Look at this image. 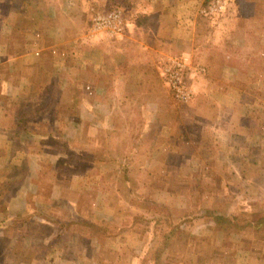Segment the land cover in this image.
<instances>
[{
  "label": "crops",
  "instance_id": "obj_1",
  "mask_svg": "<svg viewBox=\"0 0 264 264\" xmlns=\"http://www.w3.org/2000/svg\"><path fill=\"white\" fill-rule=\"evenodd\" d=\"M203 1L165 0L168 18L154 22L163 0H132L142 21L127 20L121 39L105 43L77 36L73 27L86 28L83 11L102 9L106 0H0V220L36 238L27 246L30 264L45 254L44 217L69 220L68 207L99 226L90 245L102 264H135L153 228L133 218L157 214L145 200L184 213L262 203L264 52L230 49L216 25L194 43L207 28L201 15L189 14ZM235 3L241 14L232 10L230 24L254 15L252 0ZM174 7L178 22L171 20ZM154 26H178L177 34ZM255 38L264 46V30ZM172 42L183 43L190 57L184 86L192 96L177 107L163 74ZM76 43L91 50L83 56ZM125 166L132 179L123 184ZM182 228L198 238L196 260L182 264H249L252 253L264 264V229L225 232L202 215ZM149 237L153 247L160 244L159 236ZM19 254L13 251L11 262L27 264ZM82 259L59 264H88Z\"/></svg>",
  "mask_w": 264,
  "mask_h": 264
},
{
  "label": "trees",
  "instance_id": "obj_2",
  "mask_svg": "<svg viewBox=\"0 0 264 264\" xmlns=\"http://www.w3.org/2000/svg\"><path fill=\"white\" fill-rule=\"evenodd\" d=\"M116 7L119 8L118 5H116ZM186 70L187 67L184 70V74ZM175 104L177 103L175 102ZM178 105L175 106L177 107ZM119 176L123 184L131 183L132 177L126 166L122 168L121 175ZM151 202L150 200H145L142 202V205L146 206L149 210H155L157 214H152V216L148 218L143 215H136L133 218L134 221H139L140 223L151 222L153 228L149 231L150 233L146 232L143 240L145 248L141 255L136 257L135 264L184 263L186 258H184L182 247L186 246V242L191 241L195 235L193 236L189 231L183 229L182 225L189 222L191 218L193 219L199 215L208 217L210 221L214 223V226L219 227L221 231L225 232L229 231V229H234L238 232L246 226L255 227L257 230L264 229V199H262V203H240L239 206L237 204L226 203L221 208L211 207L198 210V208L196 209L195 207L189 213L171 210L164 205L152 204ZM76 204L75 207L78 206L79 203ZM228 205H233L236 208L229 209L227 208ZM247 205H250L251 209L243 211V208H246ZM231 208L233 207L231 206ZM68 209H70L72 213L69 220L62 221L48 216L44 217V223L50 228V232L47 236L39 239L44 243L46 250L44 257L37 261L36 264H59L63 261L75 262L76 260L82 259V256L88 258L86 260L82 259L84 263L89 264L92 261H96L98 264H102L103 262L94 254L95 247L90 245L92 242V233L97 231L99 226L93 222L88 215H84L81 212L82 210L80 211L70 207H68ZM187 214L190 219L185 218ZM192 214L194 215L192 216ZM241 214H246L250 217L241 220L239 218ZM5 226L9 225L8 219L4 216V218L0 220V230H4V233L2 232L0 235V264L5 263L4 257H8L9 263H6L13 264L11 262L13 261V255H11L13 251L23 256L21 259L24 263L30 264L33 258L28 254L27 246L30 240L36 238L32 235L27 236L21 233L22 231L19 224H15L12 228H8L14 230L13 233L8 231L5 233L6 228H3ZM149 236L154 238L159 236L161 239L160 244L157 247H153L150 244L152 239ZM212 253L213 252H210V254ZM177 254L178 256L176 259ZM18 257L19 256L15 258L18 259Z\"/></svg>",
  "mask_w": 264,
  "mask_h": 264
},
{
  "label": "rangeland",
  "instance_id": "obj_3",
  "mask_svg": "<svg viewBox=\"0 0 264 264\" xmlns=\"http://www.w3.org/2000/svg\"><path fill=\"white\" fill-rule=\"evenodd\" d=\"M131 1L132 0H106L107 3L105 2L106 4L104 5V8H102V9L97 7L96 4L89 5V7L87 8V11L86 12L83 11V15H81L83 17V22H87V26H85L86 28H84L82 26L80 27L79 25H77V26H75V28L73 27V29L75 31H76V29H78V32H75V33L77 34V36H79V35L86 36L87 35V36H89V38L97 37L94 39H97L100 41H105V43H106V41H108L110 43V42H114V41L118 40L119 38L121 39L122 35L124 34V29H126L125 22L127 23V20H128V22H130L132 20L137 24V22L140 23L142 21L141 18L144 17L142 14H140L138 12L136 14H134V12H133L134 11L133 10L134 4ZM236 1H239V0H236ZM163 2L164 3H160L156 6V9H159V10L152 14V19L153 20L155 19L154 22H156L157 19H164L165 20L166 18H168V17H166V14H167L166 8H165L166 2H165V0H163ZM233 3H235L234 0H204L203 3L201 4V6L197 9H196V6H197L196 4L192 5V8H193L192 14H189V15L194 17L195 12H197L199 15H201V17H203L202 22L205 21L204 24L207 28L205 33L203 32V30H201L199 32L198 38L197 39L195 38L194 43L198 42V43L202 44L200 41H202L204 39H201V38H203L204 36H208L211 29H213V26L216 25V26H220V29L224 30V32L223 31H220V32L223 33L222 37L225 36L226 38H228L225 40L229 41L228 45H230V49L231 48L233 49L234 45H236L235 46V47H237L236 50L239 51V53L241 51H245V53L247 52L251 56H254V54L258 53L260 51V49H263V52H264V46H260V43L258 42L257 38H255L257 35H259L261 30H264V0H252V9H253L252 13L254 15H252L253 17L249 16V20H246V22H245L244 19L238 17L237 20H233L232 24H230V20L234 19L231 15L232 10H235L233 12H237L236 6L235 7L232 6ZM239 3L243 4L242 5L243 7L246 6L245 3H243V0L241 2H236L235 4L239 5ZM116 5L122 6V8L124 10V11H120L121 17L123 20L124 29L118 37H111L110 34H107L105 36H108V38H106V37H104L105 32L103 33V30L101 31V29H96V28L93 29V20L97 16H104V15L109 14L111 11L116 9V8H114V7H116ZM194 7H195V9H194ZM179 14H180L179 8L174 7L173 11H172V19L171 20H173V22H174V20H176V22H178V15ZM237 14H241V12H237ZM222 19H224V21H222ZM215 21H222V22L221 23H215ZM64 23H67V22H64ZM165 27L166 26H164V28L154 26V29L162 30L164 33H166L167 36L172 35V34H177V33H173V32L177 31L178 26H171L169 28H165ZM172 28H174V29L171 31ZM70 29L72 30V27ZM232 40H234L236 43L232 44L231 43ZM205 44H206V42H205ZM75 45H76L78 51H80V53H83V56H84L85 52H88L89 50H91L90 48L89 49L83 48V46L85 44L83 45L82 43H76ZM243 45L245 47H241ZM86 46L88 48V45H86ZM168 48L169 49L172 48V50H173V51L171 50L172 51L171 54H173V55L170 54L168 56V58H179L181 56H184L182 54L184 52L183 51V48H184L183 43L172 42ZM223 48H224V50H228L229 46L223 47ZM185 56L188 58L186 63H188V65H189L190 57L187 56V54ZM263 56L264 55H262L261 58ZM253 59H254V57H252L249 62L256 63L257 65H259L257 61H259L260 59H257V61L256 60L252 61ZM226 62H228V61H226ZM262 62H264V61H262ZM166 66H167V64L164 65V67H163V74H164V68ZM184 75L185 74L183 73L182 83L184 80ZM164 76H165V74H164ZM238 76H239V78L242 77L241 75H238ZM165 81L168 84V82L166 80V76H165ZM183 85H184V83H183ZM168 86H169L171 93H172L173 105L175 106V102L177 103L176 105H178L179 103H183V102L178 101L175 98V96L173 95V92H172V88L170 87L169 84H168ZM184 87L187 88L186 86H184ZM79 94H80V92H77V95H79ZM191 96H192V93H191ZM179 105L182 106L181 104H179ZM209 165H211V164H209ZM222 166L223 165H221V167ZM215 176H216L215 174H214V176L211 174V175H209V178L212 180V182L216 183V177ZM196 205H197L196 201L192 203V206H196ZM175 206H176V204L174 205V207ZM3 208H4L3 206L0 207L1 210ZM29 214H31V213H29ZM3 228H6V230H5V233H6L8 231V226H5ZM2 232L4 233V230H0V234ZM191 234H193V233H191ZM193 236H194V234H193ZM197 240H198V238H196V236H194L191 239V241L186 242V244H189L188 249L185 250V248H187L186 246L182 247L183 250L181 249L182 252L184 251V258H186V261L188 260L189 263L196 260V256L198 254V251L196 250L194 252L192 250H195ZM4 248H5V246H4ZM206 254H208V252H206ZM230 254L229 253H223L220 257L230 258L231 257ZM177 256H178V254L176 255V259H177ZM249 259L251 262L249 264L259 263V260H260L259 256H257L255 253H252V255H250ZM4 262L5 263L8 262V257L7 258L4 257Z\"/></svg>",
  "mask_w": 264,
  "mask_h": 264
},
{
  "label": "built area",
  "instance_id": "obj_4",
  "mask_svg": "<svg viewBox=\"0 0 264 264\" xmlns=\"http://www.w3.org/2000/svg\"><path fill=\"white\" fill-rule=\"evenodd\" d=\"M101 29L103 32L110 34L111 37H118L123 29V20L121 12L118 9L111 11L104 16H97L93 20V29ZM188 58L181 56L179 58H168L167 66L164 68L166 80L173 90V95L180 102H187L191 98V91L185 88L182 83L183 73L188 63Z\"/></svg>",
  "mask_w": 264,
  "mask_h": 264
}]
</instances>
